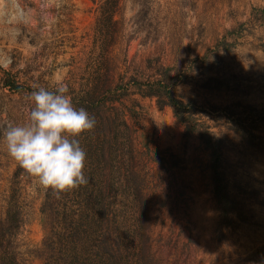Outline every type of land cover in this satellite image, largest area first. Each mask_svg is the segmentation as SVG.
Here are the masks:
<instances>
[{
    "label": "rangeland",
    "instance_id": "374dc122",
    "mask_svg": "<svg viewBox=\"0 0 264 264\" xmlns=\"http://www.w3.org/2000/svg\"><path fill=\"white\" fill-rule=\"evenodd\" d=\"M232 1L0 0V264H43L46 190L9 155L4 136L28 122L34 90L60 84L96 120L78 137L89 180L79 188L101 192L93 203L137 243V264H264V193L234 194L224 207L216 196L217 179L224 187L240 178L250 145L235 147L224 133L228 107L216 113L200 98L201 90L234 92L238 120L253 129L255 81L241 58H264V42L250 46L252 27L215 15L214 3ZM254 6L257 22L264 0ZM169 95L180 110L166 104ZM231 146L241 157L234 164L223 157Z\"/></svg>",
    "mask_w": 264,
    "mask_h": 264
},
{
    "label": "clouds",
    "instance_id": "9594fccd",
    "mask_svg": "<svg viewBox=\"0 0 264 264\" xmlns=\"http://www.w3.org/2000/svg\"><path fill=\"white\" fill-rule=\"evenodd\" d=\"M28 122L9 125L5 142L9 155L38 185L60 198L89 183L84 175L86 152L78 137L95 128L96 120L76 108L66 85L40 87L31 93Z\"/></svg>",
    "mask_w": 264,
    "mask_h": 264
},
{
    "label": "trees",
    "instance_id": "16d2710c",
    "mask_svg": "<svg viewBox=\"0 0 264 264\" xmlns=\"http://www.w3.org/2000/svg\"><path fill=\"white\" fill-rule=\"evenodd\" d=\"M107 20H111V14H108ZM95 91L96 87L92 89V92ZM148 94L157 96L151 88ZM168 99L166 104L176 110L181 109L170 95ZM159 104L162 106V103ZM98 194L93 198V190L87 187L62 193L60 198H56L50 190L45 191L41 213L47 232L36 252L43 264H137L131 256L137 243L127 242L121 236L123 234L115 226L116 221L106 217L102 203L96 208L93 201L99 200ZM141 209V215L145 214L144 204ZM100 222L106 224L105 233H102ZM145 232L142 238L147 242L148 231Z\"/></svg>",
    "mask_w": 264,
    "mask_h": 264
},
{
    "label": "crops",
    "instance_id": "0c3cea01",
    "mask_svg": "<svg viewBox=\"0 0 264 264\" xmlns=\"http://www.w3.org/2000/svg\"><path fill=\"white\" fill-rule=\"evenodd\" d=\"M237 0H233L230 2L229 5L227 4H219L214 3V13L217 16L222 15H232L236 16L234 18H230L228 22L231 28H234L237 24L245 26L247 29L252 27L251 35H249V39L251 41L250 46L256 47L258 43L264 42V8L260 11L262 17L255 21L254 17L256 14V10L254 9V0H241L240 2H236ZM258 12V14H260ZM221 20V17H220ZM230 28V29H231ZM223 30V25L220 24L217 27L215 26V30ZM254 38V39H252ZM257 39H262L263 41H258ZM256 40V42H254ZM181 58H172L173 66L175 68L183 69L184 65L181 64ZM233 60L235 58H227ZM246 60L248 63L249 73L253 76L254 83L251 86V93L249 96V103L253 105H249V114H248V123L253 122V129H249L247 127V123L242 120H238V112H237V105L239 99L236 97L234 92H218V91H210V90H201L200 91V98L202 99L201 102L203 104L209 103V105L215 110L214 112H218V107H228L230 109V117L229 121L227 120L224 123V127L226 129L225 134L235 142L234 146L236 147L238 141H242V143H248L250 146H245L246 155L245 163L243 168L238 169L239 173L237 174L240 178L229 177L228 179L225 178L222 180V187L220 185V181L217 179L215 182L216 184V196L219 201V205H223L227 201V199H234V194H242V193H249V190L257 191L261 189L264 193V133H256L254 129L257 128V125L264 127V58H241ZM191 62L188 61L186 67L189 69V65ZM179 64V65H177ZM201 66H199V70L201 71ZM188 88L190 85H186ZM222 90V88H221ZM208 106V105H206ZM233 112H232V111ZM214 114V113H212ZM234 119V120H233ZM233 120V121H232ZM212 126H216L219 124L217 120L212 122ZM233 124V125H232ZM257 124V125H256ZM216 127H210L209 131L216 130ZM264 131V129H263ZM232 147V146H231ZM226 154V153H225ZM223 153V157L227 158L226 161L229 164L237 163L239 160L240 155L236 153V148L232 147L230 151L227 152L226 156ZM250 155V158H247V155ZM222 175V174H221ZM226 177V176H225ZM246 185L250 187L247 188ZM251 195V193H249ZM253 206L258 207V204L253 202ZM223 211V210H222ZM224 212L226 213L227 210L225 209ZM231 214H228V216ZM235 221H238L235 219Z\"/></svg>",
    "mask_w": 264,
    "mask_h": 264
}]
</instances>
